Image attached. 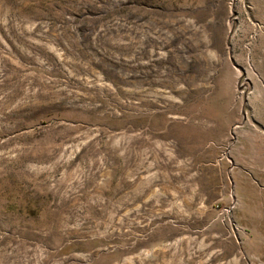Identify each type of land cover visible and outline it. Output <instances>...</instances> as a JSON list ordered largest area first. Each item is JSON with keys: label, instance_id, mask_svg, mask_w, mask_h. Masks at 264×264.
<instances>
[{"label": "rangeland", "instance_id": "rangeland-1", "mask_svg": "<svg viewBox=\"0 0 264 264\" xmlns=\"http://www.w3.org/2000/svg\"><path fill=\"white\" fill-rule=\"evenodd\" d=\"M0 264H264V0H0Z\"/></svg>", "mask_w": 264, "mask_h": 264}]
</instances>
